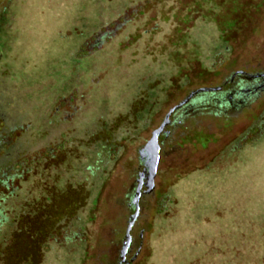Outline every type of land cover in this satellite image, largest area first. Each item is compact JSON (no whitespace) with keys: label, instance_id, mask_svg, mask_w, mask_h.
Returning <instances> with one entry per match:
<instances>
[{"label":"rangeland","instance_id":"374dc122","mask_svg":"<svg viewBox=\"0 0 264 264\" xmlns=\"http://www.w3.org/2000/svg\"><path fill=\"white\" fill-rule=\"evenodd\" d=\"M257 74L264 0H0V171L37 177L5 264H264V92L167 116L119 257L151 132Z\"/></svg>","mask_w":264,"mask_h":264},{"label":"trees","instance_id":"16d2710c","mask_svg":"<svg viewBox=\"0 0 264 264\" xmlns=\"http://www.w3.org/2000/svg\"><path fill=\"white\" fill-rule=\"evenodd\" d=\"M215 7H218V5H213L212 8ZM208 10L210 11V9ZM231 22L232 21H230L229 24H227V22L224 23V25L218 26L220 37H223V33L227 32L232 28ZM253 79L262 80L259 83L256 82V85L252 86L251 88L246 86L243 90L240 89V87L238 86L237 88L232 89L228 92L218 90L216 92L197 94L195 97L190 99L185 105H183L181 109L189 107L190 103L198 106H204L205 104L212 103L215 106L213 108L215 110L217 109L219 112L221 108L234 110L239 109L240 105H235L234 100L241 99V97L245 95V93L248 96L247 100H250L252 98H257L259 94L264 92V77L248 78V80L250 81ZM238 88L244 91L243 94L238 93ZM250 92L251 94H249ZM229 97L231 105L227 103ZM216 103L218 105H215ZM219 112L214 111L213 113L215 114V116H218ZM250 131H256V138L259 137L262 133H264V107L256 116L254 122L250 123V125L243 131L244 133H242L247 135ZM36 162H40V160L32 161V167L34 165L35 168ZM29 163L31 164V162ZM39 169L40 166L38 167L37 172L40 171ZM31 171H33L34 174L36 173V170L31 169V167H29V164L24 162H19L14 168L6 167L0 171V264H5L7 253L12 245V237L16 232L17 220H19L20 217H26V213L25 211H23L24 206H22L21 200L18 201V199L21 194L26 193L28 187L30 185L32 186V182L37 179L36 175L32 176L33 180H30L28 178V173ZM157 203L158 202L156 201L155 210L159 211L160 207L157 206ZM16 206H20V209L16 208ZM14 208H16V210ZM52 239L54 238H50L49 240ZM60 242L61 240L58 241L55 239V244H59Z\"/></svg>","mask_w":264,"mask_h":264},{"label":"water","instance_id":"95a60500","mask_svg":"<svg viewBox=\"0 0 264 264\" xmlns=\"http://www.w3.org/2000/svg\"><path fill=\"white\" fill-rule=\"evenodd\" d=\"M258 77H264V74H257L252 76L251 78H258ZM215 89H208V88H200L197 89L195 91L190 92L182 101H180L178 104H176L175 106H173L171 109H169L165 119L162 121V123L151 132L150 138L147 141V143L141 148V150L138 153V157L139 159L142 161V169L146 168V163H145V159L143 157L144 155V149H147V147H150L151 150V159H150V165H149V169L147 172V180H146V184H145V190L142 191V194H146L149 191H151L152 189V179L154 177V173H155V168H156V163H157V153H158V145H157V138L160 134H162L164 132L165 127L168 125L169 121L167 119V116L170 115L172 112L176 111L177 109L181 108L183 105H185L190 99H192L195 95L197 94H201V93H207V92H214ZM138 179V177H137ZM140 196V192H139V188L137 187L136 191H135V196L134 199L132 200L131 204L134 207V212L131 216H129L126 228H125V232H124V238L122 241V246H121V250L119 252V257L122 260V262L124 261V255L126 254V251L128 249L129 246V242H130V229L133 226V223L137 217V202Z\"/></svg>","mask_w":264,"mask_h":264},{"label":"flooded vegetation","instance_id":"af4514ba","mask_svg":"<svg viewBox=\"0 0 264 264\" xmlns=\"http://www.w3.org/2000/svg\"><path fill=\"white\" fill-rule=\"evenodd\" d=\"M101 36V38H102V35H100ZM99 36V37H100ZM262 79H253V80H251V81H248V82H246V83H242L241 81H239V83L241 84V85H239V87H240V89H244L246 86H248L249 88H251L252 86H254V85H256V82H260ZM239 88H238V93L239 94H243V92L244 91H242V90H240ZM249 94H251V92L249 93ZM247 98H248V96H247V94L245 93V95H243L242 97H241V99H237V100H234V104L236 105V104H238V105H243L244 103H245V101L247 100ZM229 105H231V101H230V97H229V99H228V102H227ZM176 124V121H175V119H171V121H169V123H168V127H171L172 125H175ZM7 133H5V134H1L0 133V142L2 141V142H4L5 141V138H6V135ZM170 134V133H169ZM167 135H168V131H166V130H164V132L162 133V134H160L159 136H158V138H157V140L158 139H163L164 137H167ZM146 150V155H144L143 157H144V159H145V163H146V168H144V169H142L143 167H142V161L139 159V163H140V173L138 174V179H136V189H137V187L139 188V190H142V188L143 187H145V184H146V180H147V172H148V169H149V165H150V159H151V157H150V152H149V147H147V149H145Z\"/></svg>","mask_w":264,"mask_h":264},{"label":"bare ground","instance_id":"6f19581e","mask_svg":"<svg viewBox=\"0 0 264 264\" xmlns=\"http://www.w3.org/2000/svg\"><path fill=\"white\" fill-rule=\"evenodd\" d=\"M143 152H144V155H146V153H145V152H146V150H145V149H144V151H143ZM144 155H143V156H144Z\"/></svg>","mask_w":264,"mask_h":264}]
</instances>
